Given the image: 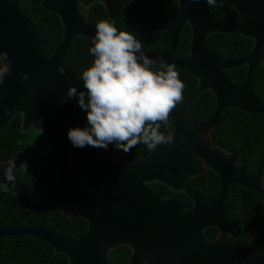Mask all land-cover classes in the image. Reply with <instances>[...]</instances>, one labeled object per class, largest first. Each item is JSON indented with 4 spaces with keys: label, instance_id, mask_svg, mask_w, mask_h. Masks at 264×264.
Listing matches in <instances>:
<instances>
[{
    "label": "water",
    "instance_id": "water-1",
    "mask_svg": "<svg viewBox=\"0 0 264 264\" xmlns=\"http://www.w3.org/2000/svg\"><path fill=\"white\" fill-rule=\"evenodd\" d=\"M23 0H0V52H6L12 69L0 85V134L22 115L24 129L37 123L46 137L44 149L49 152H20L13 158L17 167L27 160L30 166L49 170L48 183L29 191L16 181L9 191L36 217L43 216L46 206L54 203L69 218L79 217L88 224L80 238L69 240L54 231L39 226L0 227V240L10 237H32L51 245L57 254L65 255L69 264H109L110 248L133 245L134 254L129 264H264V252L247 248H230L227 236L237 238L240 230L233 223L226 198L231 184L263 193L258 187L262 171L249 178L244 168H236L238 155L223 158L221 152L205 140L221 121L229 108L251 114H264V107L251 91L259 66L264 62V0H217L215 5L235 8L241 20H219L209 11L206 0H176L178 13L168 22L158 24L155 32L170 35L171 52L180 46L181 32L186 25L192 30L191 58L177 61L172 58L156 59L175 64L176 70L191 73L198 81L192 94L170 113L174 124L173 141L164 143L146 158L124 165L119 151L103 148H75L67 139L70 127L86 125L85 113L77 100L62 103L76 80L74 69L67 63L69 51L77 38L93 39L95 26L80 13L79 5L101 3L113 21L120 17L123 0H45L43 7L58 15L64 27L62 42L54 54L44 57L42 38L22 9ZM138 9L137 25L147 24L152 16L147 0H133ZM214 34H236L255 41L249 56L239 60H223L208 43ZM247 66L245 82L234 87L225 72ZM23 73L28 79L22 80ZM82 88V85H77ZM216 97L213 116L202 124L185 121V113L205 92ZM14 108L6 115L5 109ZM199 158L221 181L219 195L204 200L191 194L196 209L185 210L176 200H159L156 209L140 210L133 202L150 197L145 182L158 181L180 191L191 177L205 170L193 165ZM0 161L3 159L0 157ZM7 164V163H5ZM74 172L84 174V188L76 190L70 178ZM0 182H5L0 169ZM217 228L221 237L209 242L202 230ZM150 235L147 246L142 234ZM140 240V241H139ZM148 248L147 250H143Z\"/></svg>",
    "mask_w": 264,
    "mask_h": 264
},
{
    "label": "trees",
    "instance_id": "trees-1",
    "mask_svg": "<svg viewBox=\"0 0 264 264\" xmlns=\"http://www.w3.org/2000/svg\"><path fill=\"white\" fill-rule=\"evenodd\" d=\"M44 0H23L22 9L42 38V53L48 57L56 50L63 38L62 21L58 15L43 7ZM153 18L148 25L138 26L136 23V9L132 1L124 2L121 17L111 21L102 4H95L86 11L89 21L96 25L101 20H109L118 30L131 32L142 42L145 54L156 59L172 57L176 60L190 59V43L192 31L186 26L180 36V46L177 51L171 52L170 37L165 32H153L152 27L170 20L178 11L179 6L175 0H153ZM83 9V7H81ZM223 16H236L237 12L225 9ZM91 39H77L69 53V63L78 74L92 62L88 49ZM210 48L223 60H239L247 57L254 41L239 35L214 34L208 38ZM160 70V65L153 67ZM179 78L184 82V102L198 87V80L186 71H179ZM247 66H239L226 71L228 80L234 86H241L246 78ZM253 92L264 104V65H261L254 77ZM216 97L205 92L192 107L185 113L188 124L197 125L208 121L216 109ZM22 116L18 115L0 134V157L8 162L20 151L33 152L41 149L43 136L35 133L34 143L30 141V133L22 132ZM38 130L36 126V131ZM165 134L173 133L174 124L170 121L167 128L160 129ZM35 131V130H34ZM40 133V131L38 130ZM214 146L220 147L229 153H238L241 162L246 163L252 173L260 165L264 170V116L253 115L239 110L231 109L224 113L220 125L209 136ZM152 152V151H151ZM145 145L137 144L130 152L120 151L124 164L128 165L147 157L151 153ZM49 171L44 168L31 166L27 173H16V179L23 182L28 188L37 189L43 186L48 178ZM208 181L207 194L217 195L220 190L219 177L214 172L206 175ZM264 177V176H263ZM206 182V178H205ZM72 183L77 189L81 188L79 176H73ZM160 191L168 190L164 186ZM196 187V186H195ZM231 214L236 225L241 229L239 239H230V246H244L253 252H264V193L248 192L239 186H232L228 199ZM0 224H32L49 228L55 233L75 240L82 237L88 230V222L79 217H66L58 207L51 203L47 206L42 217L38 218L30 213L8 191L0 190ZM218 231H207V239L213 241ZM130 250L120 247L110 254V264H127ZM69 264L68 258L57 254L55 249L44 242L31 238H10L0 240V264Z\"/></svg>",
    "mask_w": 264,
    "mask_h": 264
},
{
    "label": "clouds",
    "instance_id": "clouds-1",
    "mask_svg": "<svg viewBox=\"0 0 264 264\" xmlns=\"http://www.w3.org/2000/svg\"><path fill=\"white\" fill-rule=\"evenodd\" d=\"M199 2V0H193ZM217 0H206L209 7ZM93 58L79 79L82 84L71 85L65 97L77 100L85 113L86 125L67 130V139L75 148L90 146L113 151L130 152L143 144L151 152L157 146L173 141V134L162 132L161 126L170 124V113L183 101L184 82L175 64L160 62V70H153L156 60L145 54L142 42L131 32L118 30L109 20L95 25V35L88 49ZM12 64L6 52H0V85L11 72ZM22 80L28 79L23 73ZM77 85H82L78 88ZM14 108L5 109L9 115ZM42 134L43 128H40ZM27 160L17 167L15 158L7 164L0 161L5 182L0 190L7 192L16 186V173H27ZM258 187L264 189V177Z\"/></svg>",
    "mask_w": 264,
    "mask_h": 264
},
{
    "label": "flooded vegetation",
    "instance_id": "flooded-vegetation-1",
    "mask_svg": "<svg viewBox=\"0 0 264 264\" xmlns=\"http://www.w3.org/2000/svg\"><path fill=\"white\" fill-rule=\"evenodd\" d=\"M45 1V0H44ZM43 1V2H44ZM125 1H127V0H123V2H122V10H123V5H124V2ZM130 1H132L133 2V4L135 5V9H136V23H137V20H138V9H137V5H136V3L133 1V0H130ZM176 1V0H175ZM147 2H148V6H149V8L151 9V12H152V16H151V19H150V21L147 23V24H144V25H148L151 21H152V18H153V5H154V3H153V0H147ZM177 2V1H176ZM178 3V2H177ZM96 4H101V3H96ZM93 5H95V4H92V5H90V6H86V5H79V10H80V13L81 14H83V15H85L86 17H87V20L89 21V18H88V15H87V13H86V11L88 10V9H90ZM103 5V4H102ZM104 6V5H103ZM178 6H179V9H178V11L180 10V5H179V3H178ZM81 7H83V9H81ZM105 8V7H104ZM225 9H232V10H235L236 12H237V15L236 16H223V14L221 13L223 10H225ZM122 10H121V14H122ZM105 11H106V14H107V16H108V18H109V15H108V13H107V10L105 9ZM178 11H177V13H178ZM209 11H210V13L213 15V16H215L217 19H219V20H228V19H232V20H241V15H240V13L235 9V8H232V7H227V6H225V5H213V6H211V7H209ZM176 13V14H177ZM121 14H120V17H121ZM175 14V15H176ZM174 15V16H175ZM173 16V17H174ZM119 17V18H120ZM172 17V18H173ZM60 18V17H59ZM118 18V19H119ZM171 18V19H172ZM61 19V18H60ZM110 19V18H109ZM117 19V20H118ZM170 19V20H171ZM111 20V19H110ZM117 20H115V21H117ZM170 20H168V21H170ZM62 21V20H61ZM111 21H113V20H111ZM167 21V22H168ZM89 23L90 24H92L90 21H89ZM165 23V22H164ZM63 24V23H62ZM159 24H162V23H159ZM93 25V24H92ZM144 25H142V26H144ZM156 25H158V24H156ZM156 25H154L153 27H152V31H153V28L156 26ZM63 26V25H62ZM95 26V25H94ZM186 26H189V25H186ZM185 26V27H186ZM185 27H184V29H185ZM190 27V26H189ZM183 29V30H184ZM190 29H191V27H190ZM182 30V31H183ZM192 31V30H191ZM153 32H155V31H153ZM182 33V32H181ZM225 35V34H224ZM230 35H236V34H230ZM63 36H64V27H63ZM240 36V35H239ZM169 37H170V35H169ZM243 37V36H242ZM81 38V37H80ZM246 38V37H245ZM77 39H79V38H77ZM76 39V40H77ZM86 39V38H85ZM248 39H250V38H248ZM62 40H63V38H62ZM75 40V41H76ZM253 40V39H252ZM74 41V42H75ZM191 41H192V39H191ZM254 41V40H253ZM62 42V41H61ZM60 42V43H61ZM59 43V44H60ZM209 43V42H208ZM42 44H43V42H42ZM74 44V43H73ZM59 46V45H58ZM73 46V45H72ZM170 47H171V45H170ZM210 47V46H209ZM255 47V41H254V46H253V48ZM72 48V47H71ZM253 48H252V50H253ZM57 49V48H56ZM71 50V49H70ZM252 50H251V52H252ZM56 51V50H55ZM54 51V52H55ZM54 52H53V54H54ZM250 52V53H251ZM69 53H70V51H69ZM43 54V53H42ZM53 54H51L50 56H52ZM147 55V54H146ZM250 55V54H249ZM248 55V56H249ZM50 56H48V57H50ZM149 56V55H148ZM45 57V56H44ZM153 58V57H152ZM165 58H167V57H165ZM169 58H172V57H169ZM190 58H191V53H190ZM173 59V58H172ZM176 60V59H175ZM177 61H181V60H177ZM187 61V60H186ZM67 63L73 68V66L69 63V54H68V58H67ZM261 65H264V63H262ZM260 65V66H261ZM154 66H156V65H154ZM153 66V67H154ZM259 66V67H260ZM236 68V67H235ZM248 68V67H247ZM74 69V68H73ZM74 71H75V69H74ZM179 71H182V70H179ZM228 71V70H227ZM75 73H76V71H75ZM189 73V72H188ZM191 74V73H190ZM192 75V74H191ZM225 75H226V72H225ZM193 76V75H192ZM227 77V76H226ZM228 79V78H227ZM76 80H77V82L78 83H82V81H79L78 80V74L76 73ZM229 81V80H228ZM254 81V80H253ZM199 82V81H198ZM230 82V81H229ZM245 82V81H244ZM230 84H231V82H230ZM244 84V83H243ZM242 84V85H243ZM232 86H234L233 84H231ZM241 85V86H242ZM241 86H234V87H241ZM251 91H252V93H253V95L255 96V98H256V100L264 107V104L262 103V101L260 100V99H258L257 97H256V95L254 94V92H253V82H252V86H251ZM213 94V93H212ZM198 100V99H197ZM196 100V101H197ZM217 101V100H216ZM194 104V103H193ZM192 107V106H191ZM231 109H234V108H229V109H227L226 111H228V110H231ZM216 110V109H215ZM235 110H239V109H235ZM225 111V112H226ZM239 111H241V110H239ZM187 112V111H186ZM224 112V113H225ZM242 112H244V111H242ZM245 113H247V112H245ZM249 114H251V113H249ZM224 115V114H223ZM253 115H263L264 116V114H253ZM18 116V115H17ZM22 116V115H21ZM223 117V116H222ZM221 120H222V118H221ZM220 123H221V121H220ZM220 125V124H219ZM218 125V126H219ZM36 126H37V128H38V130L40 131V127H39V124H37V123H34V124H31L30 125V127L28 128V129H24V120H23V116H22V132L23 133H29V132H31L32 130H33V133H30V135H28L29 136V139H30V141L31 142H33L34 143V141H35V133H38V136H43V138H44V140H43V143H42V145H41V149L40 150H38V151H33V152H49L50 150H46V149H44V146H45V141H46V137H45V135L42 133L41 134V132L39 133L38 132V130L36 131ZM217 126V127H218ZM216 127V128H217ZM35 130V131H34ZM214 130V129H213ZM212 130V131H213ZM211 131V132H212ZM211 132H210V134H211ZM210 134L207 136V138H208V140L211 142V140H210V138H209V136H210ZM211 145H212V147L213 148H215V149H217V150H219L220 152H221V155H222V157L223 158H227V157H229V156H233V155H238V159H237V162H236V164H235V167L236 168H241V167H243L244 168V172H245V174H246V176L247 177H249V178H252V177H254L257 173H258V171L259 170H261L262 171V175H261V177H263L264 176V170H263V166L262 165H260L259 167H258V169L256 170V172H254V173H252L251 172V170H249L248 169V166L246 165V163H244V162H241V157H240V155L238 154V153H229V152H227L226 150H224V149H222V148H220V147H217V146H214L213 144H212V142H211ZM20 152H27V151H20ZM20 152H18V153H20ZM17 153V154H18ZM27 153H32V152H27ZM119 153H120V151H119ZM16 154V155H17ZM15 155V156H16ZM120 156H121V154H120ZM14 157V156H13ZM12 157V158H13ZM2 158V157H1ZM11 158V159H12ZM146 158V157H145ZM143 159V158H142ZM121 160H122V158H121ZM138 161V160H137ZM3 162H4V160H3ZM136 162V161H135ZM4 163H7V162H4ZM122 163H123V161H122ZM134 163V162H133ZM124 164V163H123ZM132 164V163H131ZM131 164H128V165H131ZM124 165H126V164H124ZM128 165H126V166H128ZM193 165L195 166V167H197V168H203V170H205L202 174H200L199 176H195V177H191L188 181H187V183H186V188L185 189H183V190H180V191H177V190H174L172 187H169V186H167V185H164V184H162V183H160V182H158V181H148V182H145V187H146V189L148 190V192H149V194H150V197H148V198H145V199H140V201H137V202H133L132 204L133 205H136V206H139L140 207V210H145V211H148L149 212V210L148 209H150V211L152 210V209H156V206H157V203H156V198L157 199H159V200H164V201H167V200H176V201H179L180 203H182L183 205H185V210L187 211V212H191V211H193L194 209H196V202L194 201V199L192 198V195L191 194H196V195H198L199 197H201L202 199H204V200H211V199H214V198H216L218 195H219V193H220V191H221V189H222V181H221V179H220V177H219V175L216 173V172H214L213 170H211L210 168H209V166L207 165V163H206V161L204 162L202 159H199V158H194L193 159ZM31 167V166H30ZM49 171V170H48ZM209 172H214L215 174H217L218 175V177H219V182H220V190H219V192L217 193V195H210V196H208V195H206L207 193V189H208V181H207V177H206V175H208V173ZM50 173V172H49ZM75 175H77V176H79V178H80V183H81V188L80 189H77L75 186H74V184L72 183V180H73V176H75ZM49 178H50V174H49ZM49 178H48V180H47V182L43 185V186H41V187H39V188H37V189H40V188H42V187H44L47 183H48V181H49ZM205 178H206V182H205ZM16 181L17 182H19L21 185H23L27 190H29V191H34V190H37V189H31V188H28L26 185H24V183L23 182H21V181H19V180H17L16 179ZM70 181H71V185H72V187L74 188V189H76V190H82L83 188H84V180H83V178H82V175L80 174V173H78V172H74L73 174H72V176H71V178H70ZM164 186L165 188H167L168 190H165V191H160V187H158V186ZM196 186V187H195ZM232 186H239V187H241V188H244V189H246L248 192H251V193H256V194H263V193H257V192H253V191H251V190H249V189H247V188H245V187H243V186H240V185H235V184H231L230 185V187H229V190H228V195H227V198H226V205L229 207V210H230V216H231V219H232V221H233V223L235 224V226L240 230V232H241V229L236 225V223L234 222V220H233V217H232V214H231V207L229 206V202H228V199H229V197H230V194H231V188H232ZM8 192L9 193H11L9 190H8ZM12 194V193H11ZM13 195V194H12ZM14 196V195H13ZM15 197V196H14ZM16 198V197H15ZM17 199V198H16ZM18 200V199H17ZM19 201V200H18ZM20 202V201H19ZM21 204V203H20ZM51 204V203H50ZM54 204V203H53ZM22 205V204H21ZM49 205V204H48ZM47 205V206H48ZM23 206V205H22ZM47 206H46V208H47ZM24 207V206H23ZM28 210V209H27ZM46 210V209H45ZM29 211V210H28ZM30 213H32L31 211H29ZM45 212V211H44ZM61 212V211H60ZM20 226H36V225H32V224H0V227H20ZM40 227V226H39ZM47 229H49V228H47ZM212 229H215V230H217L218 231V235H217V238L215 239V240H213V241H211V240H209V239H207V237H206V235H207V231H209V230H212ZM242 235V232H241V234H240V236ZM202 236H203V238L204 239H206L207 241H209V242H215V241H217L218 239H220V237H221V231L219 230V229H217V228H207V229H203L202 230ZM240 236L239 237H237V238H234V237H232V236H227V238H226V245L228 246V247H230V248H240V247H242V248H247V247H244V246H240V245H236V246H230L229 244H230V239H239L240 238ZM26 237H28V236H24V237H10V238H26ZM141 237H142V241L144 240V241H146L147 242V246H148V243H149V239H150V235L148 234V233H146V234H142L141 235ZM10 238H5V239H10ZM28 238H31V239H33L32 237H28ZM1 240H3V239H1ZM140 241V240H139ZM120 247H123V248H127V249H129L130 250V257H129V259H128V262H127V264H129L130 263V260H131V258H132V256H133V254H134V249H133V245L132 244H130V243H128V244H126V245H123V246H118V247H115L114 249H112L110 252H109V254H108V262H109V264H110V254L113 252V251H115L116 249H118V248H120ZM148 248H144L143 250H147ZM247 249H249V248H247ZM250 250V249H249ZM252 251V250H251ZM257 253V252H256ZM3 264H6V263H3ZM143 264H147L146 262H144Z\"/></svg>",
    "mask_w": 264,
    "mask_h": 264
},
{
    "label": "rangeland",
    "instance_id": "rangeland-1",
    "mask_svg": "<svg viewBox=\"0 0 264 264\" xmlns=\"http://www.w3.org/2000/svg\"><path fill=\"white\" fill-rule=\"evenodd\" d=\"M263 63H264V62H263ZM205 140L207 141V140H208V138H207V137H205ZM78 173H80V174L82 175V178H83V180H84V174H83V173H81V172H78ZM112 249H114V248H110L108 252H110Z\"/></svg>",
    "mask_w": 264,
    "mask_h": 264
}]
</instances>
